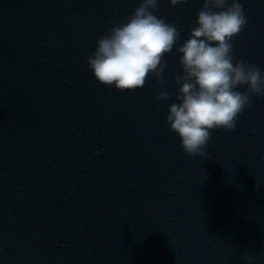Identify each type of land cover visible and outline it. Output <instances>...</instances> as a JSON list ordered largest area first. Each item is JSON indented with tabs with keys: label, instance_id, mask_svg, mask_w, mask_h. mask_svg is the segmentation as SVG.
Here are the masks:
<instances>
[{
	"label": "water",
	"instance_id": "water-1",
	"mask_svg": "<svg viewBox=\"0 0 264 264\" xmlns=\"http://www.w3.org/2000/svg\"><path fill=\"white\" fill-rule=\"evenodd\" d=\"M139 2L0 0V264H264V97L206 156L166 121L203 0H158L181 33L163 82L122 92L88 68ZM240 2L233 55L264 73V0Z\"/></svg>",
	"mask_w": 264,
	"mask_h": 264
},
{
	"label": "clouds",
	"instance_id": "clouds-1",
	"mask_svg": "<svg viewBox=\"0 0 264 264\" xmlns=\"http://www.w3.org/2000/svg\"><path fill=\"white\" fill-rule=\"evenodd\" d=\"M187 2L168 0L172 7ZM158 9V0H140L126 22L112 23L98 38L87 65L100 84L123 92L142 88L150 75L163 82L164 57L181 33L156 15ZM247 22L240 0H203L188 39L176 49L183 75L174 77L179 102L170 105L166 121L189 157L206 156L212 130H235L252 98L264 97L260 66L233 55L232 41ZM154 99L168 100L169 93L160 91Z\"/></svg>",
	"mask_w": 264,
	"mask_h": 264
}]
</instances>
